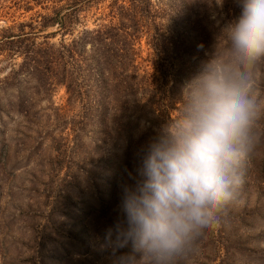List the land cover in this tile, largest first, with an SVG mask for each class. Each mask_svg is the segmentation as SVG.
Segmentation results:
<instances>
[{"label":"rangeland","instance_id":"rangeland-1","mask_svg":"<svg viewBox=\"0 0 264 264\" xmlns=\"http://www.w3.org/2000/svg\"><path fill=\"white\" fill-rule=\"evenodd\" d=\"M152 1L165 37L155 49L148 35L141 34L136 42L143 78L117 76L121 70L107 75L113 62L105 58L90 78L74 63H49L47 57L38 72L28 62L21 65L22 53L0 50V78L20 70L13 83H0V264H119V257L130 250L115 251L106 231L120 215L121 184L135 172L139 150L166 120L151 127V113L143 107L144 118L137 121L131 112L137 108L128 101L144 104L157 89L155 94L171 89L181 96L185 81L201 68L223 30L242 11L236 0ZM110 2L86 6L73 26L75 33L64 38L63 30L52 36L48 33L53 27L38 24L40 14L51 12L45 7L54 3L0 0V39L8 32H25L29 38L22 46L36 40L46 49L49 42H69L86 27L98 29L108 22ZM98 47L100 58L104 47ZM66 72L71 77L62 82ZM130 83H140L141 90L128 89ZM114 88L120 89L116 95ZM255 93L264 104V65L257 71ZM102 109L107 122L97 125L93 116ZM176 114L173 111L172 117ZM129 127L139 129L137 139L146 135L126 159L118 175L122 181H115L111 162L125 144L114 138ZM258 129L260 141L244 165L237 202L177 264H264V117Z\"/></svg>","mask_w":264,"mask_h":264},{"label":"clouds","instance_id":"clouds-1","mask_svg":"<svg viewBox=\"0 0 264 264\" xmlns=\"http://www.w3.org/2000/svg\"><path fill=\"white\" fill-rule=\"evenodd\" d=\"M236 2L240 16L185 81L177 114L141 147L121 184L120 215L106 231L115 251L130 249L119 264H177L239 198L264 117L255 93L264 0Z\"/></svg>","mask_w":264,"mask_h":264},{"label":"trees","instance_id":"trees-1","mask_svg":"<svg viewBox=\"0 0 264 264\" xmlns=\"http://www.w3.org/2000/svg\"><path fill=\"white\" fill-rule=\"evenodd\" d=\"M33 1H35L36 4L47 2L55 4L52 7H45L48 10L51 8V12L46 15L40 14V21L37 22L39 25L41 23V27L47 30L53 27L54 31L48 33L52 36H55L60 30H63L62 36L65 38V35H72L75 33L73 26L81 21L80 14L85 10V7L94 4L95 2H99L100 0ZM30 2L31 1L27 2V8L29 9H31V7H28L31 6L29 5ZM152 4V0H111L108 4V22L99 24L98 29H90L86 27L83 31H79L71 41L67 42L64 39L59 44L49 42L46 49L45 45L36 40L29 41L30 44L22 46L21 44L29 38V34L25 32L18 34L8 32L0 39V50H7L12 54L22 53L24 62L21 65L25 67V64L28 62L29 67L34 70L37 69L38 72H42V70H39L42 68V65L40 64L42 58L47 57L52 59L49 63H74L77 65L80 72H85L90 78L98 72V70H95L97 69L95 68L97 67V63L105 58L113 62V67L107 71V75H114L112 73H117L118 70H121V73L117 74V76H129V79H131V77L143 78L145 76L142 77L139 75L141 68L137 61L138 50L136 48V42L140 43L139 40L141 39V34L148 35L155 49L156 45L162 46L158 41L165 37L161 31V27H159L157 21H155L158 18L159 12L152 8ZM130 24H133V26ZM19 26L26 27L28 25L21 23ZM30 28L33 30L35 26L32 24ZM152 30L155 31L153 32ZM98 45L104 47V51L101 53L103 55H101L100 58H98L97 54V52H99ZM49 69L50 67H48L46 72H48ZM19 72V69H13L11 71L12 76L7 75L6 77L0 78L1 85L13 83V80ZM68 74L69 73L66 72V74L62 76V80H64L62 82H65V80L71 77ZM107 78H109V76ZM130 84L133 85L127 87L128 89L133 90L134 88L136 92L141 90L140 83H138L139 85L134 83ZM119 90V88H114L113 93L116 95ZM154 91H158V89ZM154 91H151L153 93L151 99H144L146 100L144 104H140L139 100L128 101L133 103L137 108L136 110L131 111L132 117L137 118V121L144 118L145 109H143V107L149 108L151 117L148 118H151V121H153L151 127L156 125L161 118H164V121H167L169 117H172L173 111H177L178 109L176 104L180 99V95L177 96L174 90L171 89H166L165 92L157 94H155ZM67 92L72 98L74 92H72L71 86L67 85ZM75 95L79 96V94ZM96 102H99L100 104L101 100H97ZM125 104H127L126 101H124V105ZM93 118V122L97 125H102L107 122V113L104 109L99 110ZM147 122H150V119ZM135 130L136 131H133L132 127H129L127 130L123 129L121 131L122 133H117L115 135V143L120 141L125 144L122 153L115 155V159L111 162L113 163L111 166V174L115 181H122V177L120 178L118 175L122 171L126 159H129L134 155L133 149L135 144L141 142L143 135H146V132H143V134L137 139V132L139 129L136 128ZM115 188V194H120L117 185Z\"/></svg>","mask_w":264,"mask_h":264}]
</instances>
